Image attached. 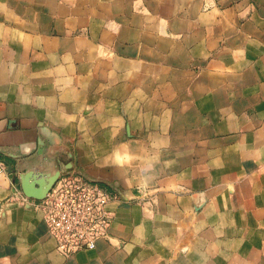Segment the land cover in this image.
<instances>
[{
  "label": "crops",
  "instance_id": "crops-1",
  "mask_svg": "<svg viewBox=\"0 0 264 264\" xmlns=\"http://www.w3.org/2000/svg\"><path fill=\"white\" fill-rule=\"evenodd\" d=\"M65 172L119 198L70 256ZM0 264H264V0H0Z\"/></svg>",
  "mask_w": 264,
  "mask_h": 264
},
{
  "label": "built area",
  "instance_id": "built-area-1",
  "mask_svg": "<svg viewBox=\"0 0 264 264\" xmlns=\"http://www.w3.org/2000/svg\"><path fill=\"white\" fill-rule=\"evenodd\" d=\"M117 201L114 192L81 173L65 172L34 208L41 212L57 251L70 256L92 250L99 240L108 237L113 220L109 205Z\"/></svg>",
  "mask_w": 264,
  "mask_h": 264
},
{
  "label": "water",
  "instance_id": "water-1",
  "mask_svg": "<svg viewBox=\"0 0 264 264\" xmlns=\"http://www.w3.org/2000/svg\"><path fill=\"white\" fill-rule=\"evenodd\" d=\"M47 191H48V189H47ZM45 193H46V192H45ZM45 193L42 194V198L44 197Z\"/></svg>",
  "mask_w": 264,
  "mask_h": 264
},
{
  "label": "rangeland",
  "instance_id": "rangeland-1",
  "mask_svg": "<svg viewBox=\"0 0 264 264\" xmlns=\"http://www.w3.org/2000/svg\"><path fill=\"white\" fill-rule=\"evenodd\" d=\"M94 182V181H93ZM104 189H106L105 187H103ZM106 190H108V189H106ZM108 191H110V190H108ZM119 199V198H118Z\"/></svg>",
  "mask_w": 264,
  "mask_h": 264
}]
</instances>
